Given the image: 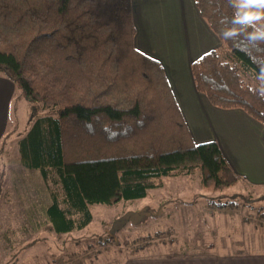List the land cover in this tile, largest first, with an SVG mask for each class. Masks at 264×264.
<instances>
[{
  "label": "trees",
  "instance_id": "trees-1",
  "mask_svg": "<svg viewBox=\"0 0 264 264\" xmlns=\"http://www.w3.org/2000/svg\"><path fill=\"white\" fill-rule=\"evenodd\" d=\"M193 2L226 47L191 63L195 89L264 126V46L223 38L221 20L234 12L229 0ZM136 30L133 0H0V73L32 102L19 160L39 173L38 218L53 234L85 228L91 204L146 197L165 176L198 172L204 190L241 188L246 180L216 140H194L162 63L136 48ZM13 133L0 139V154ZM227 205L234 206L216 207ZM97 241L107 247L113 237L104 232ZM132 241L133 252L175 242L170 229Z\"/></svg>",
  "mask_w": 264,
  "mask_h": 264
},
{
  "label": "rangeland",
  "instance_id": "rangeland-1",
  "mask_svg": "<svg viewBox=\"0 0 264 264\" xmlns=\"http://www.w3.org/2000/svg\"><path fill=\"white\" fill-rule=\"evenodd\" d=\"M178 16L173 14L175 24ZM161 19L167 18L153 17L152 24L161 23ZM146 32L141 34L144 50L149 40V48L158 44ZM215 48L220 54L226 52L221 43ZM12 102L6 132L14 130V133L0 154V264H124L134 255L205 256L245 252L261 254L264 260V184L244 182L241 188L204 190L198 172L165 176L161 187L150 189L140 199L91 204L92 219L85 228L53 234L44 219H39L44 217L39 173L24 168L19 160L17 140L28 127L32 102L17 86ZM234 190L240 193L231 196ZM209 200L214 204H208ZM219 203L234 206L219 209L216 207ZM127 211L140 214L139 220L135 223L128 220L115 230L111 235L113 242L104 247L97 238L109 232L112 223ZM166 229L172 230L174 244L158 243L138 252L129 246L134 238ZM32 240H35L33 245L23 247ZM57 243L63 249L59 250Z\"/></svg>",
  "mask_w": 264,
  "mask_h": 264
},
{
  "label": "crops",
  "instance_id": "crops-1",
  "mask_svg": "<svg viewBox=\"0 0 264 264\" xmlns=\"http://www.w3.org/2000/svg\"><path fill=\"white\" fill-rule=\"evenodd\" d=\"M173 14H179L177 24ZM133 17L137 29L135 46L162 63L174 98L194 140H216L235 173L246 179L245 183L263 185L264 126L241 109L223 110L213 106L195 89L191 63L219 46L220 42L200 17L193 0H133ZM153 17L167 19H161V23L153 25ZM182 20L184 23L181 25L179 21ZM143 31L149 32L158 41L154 48H149L148 38L149 45L144 50L141 41ZM15 90L16 85L0 74V139L7 129ZM261 257L256 252L205 256L150 255L136 256L124 264H264Z\"/></svg>",
  "mask_w": 264,
  "mask_h": 264
},
{
  "label": "clouds",
  "instance_id": "clouds-1",
  "mask_svg": "<svg viewBox=\"0 0 264 264\" xmlns=\"http://www.w3.org/2000/svg\"><path fill=\"white\" fill-rule=\"evenodd\" d=\"M234 9L231 18L221 20L222 36L234 42L244 39L257 48L264 46V0H229ZM261 87L264 96V66L260 67Z\"/></svg>",
  "mask_w": 264,
  "mask_h": 264
},
{
  "label": "water",
  "instance_id": "water-1",
  "mask_svg": "<svg viewBox=\"0 0 264 264\" xmlns=\"http://www.w3.org/2000/svg\"><path fill=\"white\" fill-rule=\"evenodd\" d=\"M139 216L140 214L137 212L127 211L112 223L109 233L112 235L115 230L122 227L128 220H131L134 223L137 222L139 220Z\"/></svg>",
  "mask_w": 264,
  "mask_h": 264
}]
</instances>
